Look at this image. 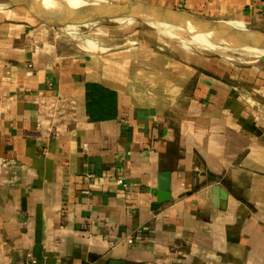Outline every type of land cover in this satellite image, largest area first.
Listing matches in <instances>:
<instances>
[{"label":"crops","instance_id":"obj_1","mask_svg":"<svg viewBox=\"0 0 264 264\" xmlns=\"http://www.w3.org/2000/svg\"><path fill=\"white\" fill-rule=\"evenodd\" d=\"M59 1L0 4V264H264V70L101 25L264 0Z\"/></svg>","mask_w":264,"mask_h":264},{"label":"rangeland","instance_id":"obj_2","mask_svg":"<svg viewBox=\"0 0 264 264\" xmlns=\"http://www.w3.org/2000/svg\"><path fill=\"white\" fill-rule=\"evenodd\" d=\"M49 1L53 2L54 0ZM55 2L56 4L54 3V6L51 8L53 9L55 7V10L61 11L63 7L59 4L60 1L55 0ZM131 2L132 1L130 0H111L109 3L112 5H109L112 8H119L127 4L129 5ZM0 4L8 5L7 0H0ZM141 7L142 9L134 12L129 11L126 13L122 11L124 12L123 14L121 12L115 11L113 15H122V18L101 25L110 26L112 33L115 34H119L123 30L133 33L138 32L139 34L136 37L131 34L129 35L128 46L131 45L130 42L135 41V38H137L138 43L143 44L144 47L152 45L155 40L161 42L166 41L174 44L176 47L201 51L202 53H205L209 56L222 58L224 61L230 64L237 66H247L251 63V66L264 70V46H262L264 45V41H262L264 40V35L251 31V35L257 37L256 42H258L260 45L254 41H252V44L237 43L235 42L236 40L233 41L235 39L234 35H246L249 34V32L241 31V33H239L240 31H238L237 33V30L234 27L223 24L225 27L224 28L218 26L217 24H213L212 22L203 21L208 23V26H218H214L216 28V30H214V34L212 33L213 31L210 33L206 30H202L198 24L191 22L193 21L192 19L190 21L187 16L181 15L178 12L174 13V18L171 16V20L173 18L175 21L177 16V18L181 19V21L188 23L184 24L185 26L178 23V19L175 22L173 20L170 21L167 14L162 15L154 13L152 10H143L145 7ZM32 11L34 12L33 9ZM142 15H150L151 17L146 20L142 18ZM216 31L218 32L216 33ZM224 33L231 35V37L228 36L222 38L221 36Z\"/></svg>","mask_w":264,"mask_h":264},{"label":"water","instance_id":"obj_3","mask_svg":"<svg viewBox=\"0 0 264 264\" xmlns=\"http://www.w3.org/2000/svg\"><path fill=\"white\" fill-rule=\"evenodd\" d=\"M8 1H10V2H12V0H8ZM147 10H152V11H154V12H157L158 10H160V9H156V8H148ZM135 11H136V9H135ZM134 12V11H133ZM193 21H191V18H190V21L191 22H194V23H198L199 21L198 20H194V19H192ZM213 24H217V23H214V22H212ZM221 25V24H220ZM223 26V25H222ZM224 27V26H223ZM225 28V27H224ZM206 31H208V30H206ZM208 32H210L211 33V31H208ZM241 36H243V37H241ZM234 37H235V39L233 40V41H235V42H239V43H243V44H252V41H251V39H249V38H246L245 37V35L244 34H237L236 36L234 35ZM239 37V38H238ZM262 46H264V45H262ZM169 184H168V182L166 181V180H163L161 183H160V186H159V192H158V197H157V205L158 204H161V203H163V202H166V201H168L169 200Z\"/></svg>","mask_w":264,"mask_h":264},{"label":"bare ground","instance_id":"obj_4","mask_svg":"<svg viewBox=\"0 0 264 264\" xmlns=\"http://www.w3.org/2000/svg\"><path fill=\"white\" fill-rule=\"evenodd\" d=\"M70 2H72V1H70ZM79 2H80V0H79ZM74 4V3H73ZM76 5V4H75ZM110 5H112V4H110ZM74 6V5H73ZM104 7V6H103ZM55 8V7H54ZM54 8H53V10H54ZM104 8H106V7H104ZM40 9V8H39ZM139 13V12H138ZM52 14V13H51ZM110 14V13H109ZM45 15V14H44ZM151 15H153V14H151ZM151 16L150 15H142V18H144V19H149ZM173 17V16H172ZM174 18V17H173ZM173 18H172V20H173ZM178 18H177V16H176V20H177ZM175 20V21H176ZM179 21H178V23H180V24H182V25H184V24H188V23H186V22H184V21H181V19H178ZM174 21V20H173ZM174 21V22H175ZM196 24H198V26L202 29V30H208V31H213L212 33H214L215 34V32H214V30H216V28L214 27V26H216V25H214V26H208V23H206V22H203V21H200V22H198V23H196ZM224 24V23H223ZM218 26H220V27H223L222 25H220V24H217ZM226 25V24H225ZM185 26V25H184ZM187 26V25H186ZM218 26H216V27H218ZM197 28V27H196ZM200 29V30H201ZM186 32V31H185ZM218 31H216V33H217ZM244 32H249V31H244ZM237 33H238V31H237ZM239 33H241V31L239 32ZM228 36H230L231 37V35H229V34H226V33H224L221 37L222 38H224V37H228ZM243 37V36H242ZM245 37L246 38H249V39H251V41H254V42H256L257 40V37H254V35H251V32H249V34H246L245 35ZM260 38V37H259ZM262 41H264V40H262ZM196 43V42H195ZM256 43H258V42H256ZM256 43H254V44H256ZM197 44V43H196ZM259 44V43H258ZM201 45V44H200ZM260 45V44H259Z\"/></svg>","mask_w":264,"mask_h":264},{"label":"built area","instance_id":"obj_5","mask_svg":"<svg viewBox=\"0 0 264 264\" xmlns=\"http://www.w3.org/2000/svg\"><path fill=\"white\" fill-rule=\"evenodd\" d=\"M116 183H117L119 186L123 187V188L127 187V184H126L122 179H117V180H116ZM127 242H128V243H131V242H132V239L129 238V239L127 240ZM24 264H37V260L35 259V257H34L31 253H28V254L26 255V258H25V262H24Z\"/></svg>","mask_w":264,"mask_h":264},{"label":"trees","instance_id":"obj_6","mask_svg":"<svg viewBox=\"0 0 264 264\" xmlns=\"http://www.w3.org/2000/svg\"><path fill=\"white\" fill-rule=\"evenodd\" d=\"M100 95H103L102 92H100Z\"/></svg>","mask_w":264,"mask_h":264}]
</instances>
